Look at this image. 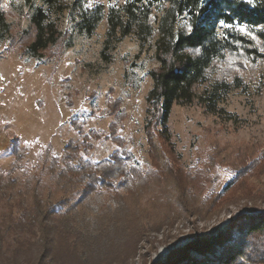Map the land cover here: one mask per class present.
Instances as JSON below:
<instances>
[{
	"label": "rangeland",
	"instance_id": "rangeland-1",
	"mask_svg": "<svg viewBox=\"0 0 264 264\" xmlns=\"http://www.w3.org/2000/svg\"><path fill=\"white\" fill-rule=\"evenodd\" d=\"M0 11L10 27L0 40V178L16 180L24 192L44 166L45 151L61 156L68 145L77 147L75 161L93 170L98 163L127 166L107 180L110 187L98 181L95 192L69 195L62 211H80L72 219L82 238L68 250L61 237L49 264H221L226 248L248 239L246 221L264 213V35L252 31L251 45L227 53L208 72L209 83L241 80L244 89L219 105L232 120L208 114L197 102L174 105L164 142L153 124L145 128L149 73L157 68L153 40L140 47L127 37L103 58L105 20L85 37L64 15L65 38L37 60L23 54L33 30L22 0H0ZM2 207L0 227L7 223ZM263 235L249 246L257 241L261 256L252 249L229 264H264ZM213 238L209 247L193 249L197 239ZM28 256L18 261L26 264Z\"/></svg>",
	"mask_w": 264,
	"mask_h": 264
},
{
	"label": "trees",
	"instance_id": "trees-1",
	"mask_svg": "<svg viewBox=\"0 0 264 264\" xmlns=\"http://www.w3.org/2000/svg\"><path fill=\"white\" fill-rule=\"evenodd\" d=\"M85 4L86 0H22V6L28 13L29 27L33 30L32 40L26 45L23 54L39 60L44 51L60 43L65 38L60 29L64 15L69 17L72 31L85 37L93 36L105 20L107 29L101 53L103 58H106L105 52L109 48L127 37H134L140 47L154 41L157 68L149 73L152 88L146 97V131L153 124L158 128L160 138L168 142L167 125L172 107L191 105L194 102L212 116L232 120L219 105L234 90L244 89L242 82L235 79L232 83H209L208 72L227 53L252 43L238 33L214 28V23L221 9L231 8L232 18L238 17L251 31L257 32L253 26L264 24V0H254V7H236L233 0H123L121 4L107 7L99 4L90 8H85ZM228 16L225 12V18ZM189 25L194 29L191 36L188 35ZM74 33L64 40L67 48L72 46ZM225 33L227 39L224 38ZM259 33L261 37L264 35V32ZM9 34V24L0 11V40ZM200 85L205 87L197 92ZM75 150L76 146L72 149L68 145L61 156H55L47 149L44 166L25 182L24 192L18 188L16 180L5 179L3 176L0 178V205L5 211L2 219L7 220L0 227V264H25L18 260L26 252L29 253L26 264H49L50 256L61 237L65 239L68 250L76 248L82 234L75 227L72 215L76 216L80 211L73 213L74 207L71 210L69 208L68 212L62 211L68 203L69 195L72 192L88 194L95 190L98 181L110 187L108 179L115 173L118 177L125 174L124 168L127 166L120 161L113 168L102 163L94 165L95 170L84 166L75 161L72 155L76 153ZM256 216L245 223L244 234L248 239L242 243L240 239L232 249L226 248L221 264H229L237 256H246L252 249L259 248L258 255L261 256V246L257 241L255 247L249 248L254 244L255 236L264 233V213ZM215 238L197 239L198 243L193 249L209 247ZM227 240L223 239L220 246L225 247ZM214 251V246L207 250L210 253ZM7 255L12 257L9 259ZM221 257H217L218 262ZM210 262L207 260L205 263L212 264Z\"/></svg>",
	"mask_w": 264,
	"mask_h": 264
},
{
	"label": "snow or ice",
	"instance_id": "snow-or-ice-1",
	"mask_svg": "<svg viewBox=\"0 0 264 264\" xmlns=\"http://www.w3.org/2000/svg\"><path fill=\"white\" fill-rule=\"evenodd\" d=\"M127 2V0H126ZM233 4L236 7H239L240 5H247V6H255L254 5V0H233ZM111 6V5H110ZM92 7V4L89 2L85 4V8H90ZM232 9H221L220 16L216 19L214 23V28L216 29H223V30H230L232 32L238 33L239 35L243 37H248L251 40H256L257 36L253 34V32L250 30L249 26L246 25L244 22H242L238 17L237 18H232L230 16ZM225 12L229 14L228 18H225ZM255 29L260 32H264V24H257L254 25ZM194 32V29L191 25L188 26V35L191 36ZM225 39H227V35L225 33ZM237 46H239V42L237 41ZM197 53L199 52V49L196 50ZM262 52H264V49H261ZM131 151V150H129Z\"/></svg>",
	"mask_w": 264,
	"mask_h": 264
}]
</instances>
